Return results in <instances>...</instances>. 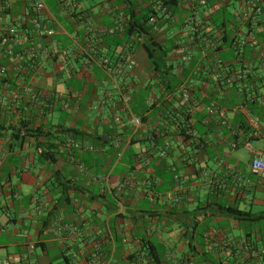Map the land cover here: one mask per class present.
<instances>
[{
  "label": "crops",
  "instance_id": "0c3cea01",
  "mask_svg": "<svg viewBox=\"0 0 264 264\" xmlns=\"http://www.w3.org/2000/svg\"><path fill=\"white\" fill-rule=\"evenodd\" d=\"M44 1L41 17L57 29L50 46L79 43L91 54L79 53L70 67L46 58L21 76L16 63L0 57L11 75L0 77V264H264V178L251 171L255 152L264 157V17L252 31L242 20L244 0H210L195 10L180 4L158 25V39L173 45V84L191 93L184 129L193 140L184 142L161 117L166 80L142 40L131 43L138 66L128 78L133 111L144 116L141 130L127 119L116 124L101 92L109 76L99 59L116 61L127 43L106 30L137 1ZM194 12L205 21L195 33L185 27ZM27 13L21 0H0L3 25ZM182 47L190 65L181 62ZM239 72L247 74L241 83L228 82ZM23 84L53 107L10 104ZM150 95L158 99L152 109ZM245 104L260 119L257 128L238 110ZM62 127L79 132L76 140L66 136V146ZM154 135L169 143L164 159L151 147ZM235 208L252 220H237Z\"/></svg>",
  "mask_w": 264,
  "mask_h": 264
},
{
  "label": "built area",
  "instance_id": "2783aa9c",
  "mask_svg": "<svg viewBox=\"0 0 264 264\" xmlns=\"http://www.w3.org/2000/svg\"><path fill=\"white\" fill-rule=\"evenodd\" d=\"M28 10V13L24 15L21 21L15 24L3 25L0 23V57L10 60L12 63L17 64L16 76L24 74H30L37 72L40 68V62L46 58L54 59L62 62L65 66L70 67L71 63L77 59L78 54L83 52L90 55V51H87L85 46L76 43L73 46L54 50L50 46V40L57 35V29L50 25L45 19L41 17V13L47 8L44 0H21ZM175 0H144V4L152 9L154 12L149 20V25L154 27V30L158 32V25L160 23H167L171 20L173 11V2ZM178 5H189L191 9L195 10L197 7L206 8L209 6L210 0H177ZM244 9L242 12V20L250 24L251 30L255 29L264 17V0H244ZM128 17L120 16L116 26L106 30V34L112 36H118L119 34L126 33L128 25ZM205 21L201 18L200 14L194 12L185 20V27L193 31L198 32L204 25ZM250 33H247L239 42L240 47H244L249 43ZM89 43L95 40L93 32L88 36ZM139 40L138 38L127 40V43L123 46V50L118 56L116 61H112L110 58L101 57L99 64L105 70L109 79L103 82L102 93L106 96V99H111L113 107V120L118 125L124 124V119H127L128 124L135 129V133L141 130L144 123L142 115L136 114L133 111L132 102L133 96L131 91V85L128 80L130 76L135 72L138 61L136 55L133 52L132 41ZM92 45V44H91ZM181 55V62L184 66L190 65L192 62V55L186 51V48L182 47L179 52ZM213 75L219 76V70L216 68L212 71ZM10 70L7 66L0 67V77L2 79H9ZM247 74L245 72H239L229 77L228 82L232 84L241 83ZM111 82V88L109 83ZM179 96L177 97L176 107L178 112L167 111V119H164L165 124L168 121H173L176 116L177 126L179 122H183L185 115L180 113L184 110V113L191 114L193 108L191 107V93L186 86L181 85L179 87ZM116 95L118 100H115L113 96ZM164 99L171 102L173 98L169 95H163ZM251 101V99H248ZM10 104H17L21 101L28 102L30 105L35 106L38 110L50 109L53 106L50 105L46 98L41 97L30 88L28 84H23L16 91L11 92L8 96ZM158 101V99H157ZM154 96H149L147 103L149 106L157 103ZM64 109L68 110L69 105H64ZM223 120L222 124L227 125V121L224 120L225 113L218 107L215 109ZM238 110L244 113L250 120L253 127L257 128L260 124V119L257 116L252 115L248 105H241ZM132 138L127 141H117L118 146L123 145V142L131 144ZM71 144H76L74 141ZM156 143L151 140V147L154 148ZM237 148V145H234ZM159 155L166 158L169 150V143L159 147ZM84 169L85 166L81 165ZM251 171L254 175L264 178V157L262 151L255 152V156L251 163ZM102 178V176H98Z\"/></svg>",
  "mask_w": 264,
  "mask_h": 264
},
{
  "label": "trees",
  "instance_id": "16d2710c",
  "mask_svg": "<svg viewBox=\"0 0 264 264\" xmlns=\"http://www.w3.org/2000/svg\"><path fill=\"white\" fill-rule=\"evenodd\" d=\"M136 1H137L136 3L130 1L131 3H129V6H128L129 7L128 9L129 22L127 25V30H126V33L122 35L119 34L118 37H121V40H125V39L132 40L135 38L142 40L145 46L146 52H147L148 60L150 61L151 65L155 68V70L166 80V81H163V85H164L163 95L166 94L169 96H174L176 91L180 89L179 88L180 83L178 85L173 84V82H175L173 81V79L176 77V75L170 73L173 66L170 65L167 61L170 52H172L173 50V45L170 43L167 44L166 42L160 41L158 39L157 32L154 30V27L149 25L150 17L154 12L152 11L150 7L144 4V0H136ZM173 6H174L173 10L179 6L177 0L173 2ZM216 22H218V20ZM134 42L135 40L132 41V43ZM176 103H177V97L173 98L171 102H168V99H167V100H163L160 103L161 110H162L161 117L163 119H167V116H166L167 111H173L176 115V113L178 112ZM156 106H157V103L152 105L151 109ZM132 107H135V110H136V106H134L133 102H132ZM180 113L185 115V119L183 122H179L178 127H176L177 122L174 121L176 120V116L173 117L175 118L173 121L167 120V123H169L170 124L169 126H172V128L178 130V132L180 131L181 136L184 137V142H189L193 140V137L188 134L189 129L187 130L184 129V125L186 121L188 122L190 114L187 115L186 113H184V110H181ZM58 133H61V135L64 137V140L62 141L63 146L67 145L65 142L67 140V137L69 138L72 137L73 139L76 140L79 135V132L76 129L67 128V127H62ZM164 138H166V136L164 135L162 137H159L158 135H154L152 140L154 139L156 146L152 149L155 150V149H158L159 147L164 146L165 145V143H163ZM53 154L54 153H52V155H48L49 156L48 158H52L54 156ZM229 210L231 211L232 209H229ZM233 213H235V217L237 218V220H240V221L252 220L250 218H252L253 215L250 212L241 211L235 208ZM257 221H261V219L258 218Z\"/></svg>",
  "mask_w": 264,
  "mask_h": 264
},
{
  "label": "rangeland",
  "instance_id": "374dc122",
  "mask_svg": "<svg viewBox=\"0 0 264 264\" xmlns=\"http://www.w3.org/2000/svg\"><path fill=\"white\" fill-rule=\"evenodd\" d=\"M235 8L239 9L240 8V4L239 3L235 4Z\"/></svg>",
  "mask_w": 264,
  "mask_h": 264
}]
</instances>
